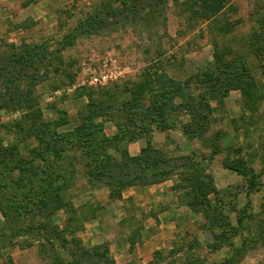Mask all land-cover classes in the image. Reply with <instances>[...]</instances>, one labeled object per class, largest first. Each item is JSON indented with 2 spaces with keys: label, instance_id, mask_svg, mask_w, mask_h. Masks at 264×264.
<instances>
[{
  "label": "rangeland",
  "instance_id": "obj_1",
  "mask_svg": "<svg viewBox=\"0 0 264 264\" xmlns=\"http://www.w3.org/2000/svg\"><path fill=\"white\" fill-rule=\"evenodd\" d=\"M96 2L0 0V55L10 43L36 45L40 70L33 108L0 98V228L17 229L14 210L37 202L35 221L60 228L70 211L82 212L75 235L87 248L105 245L117 264H264V97L251 112L238 88L209 97L211 112L193 132L181 97L207 90L195 79L215 49L239 53L264 81V0H228L203 22L168 1L152 19L78 34ZM151 103H164L153 112L166 125L147 118L140 130L131 120ZM143 147L146 161L127 159ZM157 171L161 180L145 183ZM245 171L255 174L252 190ZM134 175L142 178L116 198L107 183ZM159 231L157 248L140 245ZM16 243L0 247V264H53L33 232Z\"/></svg>",
  "mask_w": 264,
  "mask_h": 264
},
{
  "label": "trees",
  "instance_id": "obj_2",
  "mask_svg": "<svg viewBox=\"0 0 264 264\" xmlns=\"http://www.w3.org/2000/svg\"><path fill=\"white\" fill-rule=\"evenodd\" d=\"M168 1H173L175 4L183 6V11L188 13L189 19L196 22H199V20L202 22L214 20L215 16L228 2V0H184L182 2H179L178 0H97L92 6V10L85 16L84 20L79 22V25L82 28L79 30L78 34L97 33L102 29H112L118 24H124V21L127 19H152L155 17L154 15L156 13L161 11V8L164 7ZM227 27H229L228 23L219 28L222 29ZM213 44L216 47L214 42ZM8 48L13 55H0V58L2 59L0 62V98L7 95L8 98L11 99L15 96L16 100H25L27 106L33 108L35 104L32 95L33 86L37 83V78L40 77H37L40 70L37 65L39 62L36 61V45L24 43L17 46L10 43L8 44ZM230 52L231 49L229 48H224V50L221 51L215 49L211 68L196 74L195 81L203 83L204 87L207 88L206 91H201L198 88V92L195 94L186 91L181 93L183 94L181 95L184 101L183 105L189 112L191 118V123L186 126L187 131H197L198 128H201L203 124H205L207 117L211 112L209 99L213 98L216 94L223 92L222 94L226 96L230 89L238 88L242 97L245 99V109L250 112L254 110V105L257 100L264 97V94L261 91V86L264 85V81H261L258 76L247 69L246 60L242 55ZM232 54H234V57L230 58ZM255 54L259 56L261 53ZM38 59L43 62V60L46 59V56ZM23 78L26 80L25 89L20 88V81ZM167 81L171 82L169 85H171L170 88H172L173 82L166 80V82ZM160 82L164 84L162 81ZM148 83L149 81H147V84ZM2 91H4V93H2ZM15 92H18V94H15ZM163 105L164 103H151L148 107L146 106L140 113L141 117L132 118V124L135 123V127L140 130L148 129L147 118H149V120L154 122L157 127H165V115L162 111L156 114L153 112V109L157 111L158 109L162 110ZM85 127L86 126H83L81 129L84 130ZM110 139L111 138L107 137L106 142L109 143ZM88 148L91 150V143L88 144ZM100 151L103 153V159L105 160L104 162L103 160L100 161L101 164L98 167L101 168H98V170L105 174L103 168L109 167L106 165L111 159L106 153V147L100 148ZM145 152L146 148L143 147L138 156L129 157L127 152H125V155H127V159L129 160L142 161L145 159L144 161H146ZM73 154V151L67 153L68 156H72ZM90 155L92 158H95L94 152L90 151ZM157 173L158 171L151 173L149 176L150 180H147L145 183H155L160 181L161 179H155ZM88 174H90V172ZM107 174L108 171L106 172V175ZM161 174H163V172ZM243 175L247 177L249 190H252L256 184L255 174L245 171L243 172ZM1 177L2 176H0V179ZM141 178L142 176L140 175H134L132 179H121L119 181L111 180L107 185L109 188L111 187V192L116 188L114 196L120 198L121 192L125 187L136 185V182ZM60 190L61 188L58 189V191ZM210 190H212V186H208L207 193ZM45 191L44 195L40 196V198L48 195L47 190ZM207 193L205 196H207ZM204 200L207 201V199ZM34 204L35 205H30L26 208L24 214H21L20 206L17 207V211L14 210L13 218L11 217L9 224L13 226L14 223H17L18 227L17 229L10 228L11 231L9 232L0 228V247H4L5 245H18L16 240L17 237L20 236V233L33 232L43 241L42 246L48 254L52 255L53 264H117L114 258L109 255V249L105 245H95L87 248L82 244L79 237L75 235L72 225L77 222H82L85 219V217L82 218V212L75 210L70 211L71 213L69 212V215L65 220V223L67 224L60 228V226L50 222L49 219L46 223H43V221L36 222L31 215L32 208L37 205V202ZM61 206L64 207L63 204ZM66 225H68V227H66ZM18 246L20 248L22 247L21 244ZM26 246H31V242L28 241ZM240 250H243L242 247L239 248V252ZM155 253H158V251ZM225 263L230 264V259H226Z\"/></svg>",
  "mask_w": 264,
  "mask_h": 264
},
{
  "label": "crops",
  "instance_id": "obj_3",
  "mask_svg": "<svg viewBox=\"0 0 264 264\" xmlns=\"http://www.w3.org/2000/svg\"><path fill=\"white\" fill-rule=\"evenodd\" d=\"M162 234V232H156L151 238L148 240L143 241L140 245H142L144 248H149V251L153 250L154 248H157V243L159 242V236Z\"/></svg>",
  "mask_w": 264,
  "mask_h": 264
},
{
  "label": "built area",
  "instance_id": "obj_4",
  "mask_svg": "<svg viewBox=\"0 0 264 264\" xmlns=\"http://www.w3.org/2000/svg\"><path fill=\"white\" fill-rule=\"evenodd\" d=\"M98 80V78H96Z\"/></svg>",
  "mask_w": 264,
  "mask_h": 264
}]
</instances>
